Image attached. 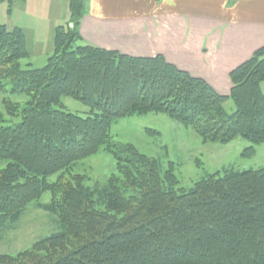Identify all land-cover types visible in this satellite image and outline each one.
<instances>
[{"label": "trees", "instance_id": "1", "mask_svg": "<svg viewBox=\"0 0 264 264\" xmlns=\"http://www.w3.org/2000/svg\"><path fill=\"white\" fill-rule=\"evenodd\" d=\"M16 1L25 0H8V13ZM87 2L70 0V19L55 29L42 68L22 66L30 57L25 33L0 24V90L9 84L10 94L30 97L24 108L3 101L19 124L2 126L0 113V161L8 162L0 170V233L46 194L45 209L60 223L58 233L0 264H264V168L227 169L181 189L172 168L163 172L158 160L111 135L117 120L155 113L204 142L264 144V47L231 72V93L221 96L161 55L131 57L85 43L79 28ZM66 97L89 115L66 111ZM101 151L116 161L106 185L90 189L81 175L62 180Z\"/></svg>", "mask_w": 264, "mask_h": 264}, {"label": "crops", "instance_id": "2", "mask_svg": "<svg viewBox=\"0 0 264 264\" xmlns=\"http://www.w3.org/2000/svg\"><path fill=\"white\" fill-rule=\"evenodd\" d=\"M0 1L6 8L0 24L25 33L26 64L51 57L70 0L16 1L11 13L8 0ZM79 31L85 43L101 49L138 58L161 55L227 97L231 72L264 47V0H88Z\"/></svg>", "mask_w": 264, "mask_h": 264}, {"label": "rangeland", "instance_id": "3", "mask_svg": "<svg viewBox=\"0 0 264 264\" xmlns=\"http://www.w3.org/2000/svg\"><path fill=\"white\" fill-rule=\"evenodd\" d=\"M6 8H0V23H4ZM8 10V9H7ZM67 22L70 19L68 11ZM66 23V22H65ZM65 25V24H63ZM47 58H36L34 68H42ZM29 60L21 61L23 67ZM11 86L6 91L0 90V113L5 122L4 127H13L22 121L21 116L8 114L4 99L19 104L24 108L30 97L23 94H10ZM264 93V83L261 84ZM66 111L87 117L90 110L81 102L63 98ZM226 111L234 113L235 106L231 100L224 105ZM113 140L124 145L134 146L141 154L158 160L163 172L172 171L179 182V188L191 189L194 184L207 176L227 169L236 171H255L264 168V144L254 145L241 137L228 144L204 142L192 129L164 114L150 113L117 120L112 128ZM255 152L249 154V149ZM7 161H0V170ZM117 174L116 161L105 151L99 152L84 161L74 164L64 175L63 181H70L73 176H84V185L90 189L106 185L111 176ZM59 176L49 179L53 183ZM52 202V195L46 194L36 203L31 204L16 223L8 224L0 233V257L17 256L30 251L35 244L60 231L58 217L46 208Z\"/></svg>", "mask_w": 264, "mask_h": 264}]
</instances>
